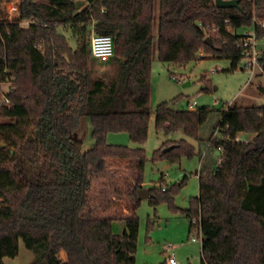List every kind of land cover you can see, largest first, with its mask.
<instances>
[{
    "label": "trees",
    "instance_id": "16d2710c",
    "mask_svg": "<svg viewBox=\"0 0 264 264\" xmlns=\"http://www.w3.org/2000/svg\"><path fill=\"white\" fill-rule=\"evenodd\" d=\"M14 1L15 21L0 8V83L9 84L2 94L9 105H0V264L18 255L19 240L32 264H135L145 152L108 145L106 137L125 133L137 145L146 141L155 50L162 64L182 67L208 55L235 71L243 60L242 32L253 28L264 37L258 28L264 0H240L239 9L216 8V0H158L156 20L155 0L0 4ZM92 33L113 40L103 72L92 69ZM258 64L264 76V52ZM257 93L264 100V86ZM171 104L155 109V130L167 138L152 161L193 156V147L173 135L197 138L212 114L217 121L208 143L219 157L200 168L199 194L188 208L174 206L177 188H164L162 179L147 190L150 206L167 203L188 220L189 234L200 233V264H264V103L219 111H175ZM82 118L90 121L94 143L86 152L72 137ZM240 133L250 140H238ZM111 161L128 164L126 215L101 216L91 204L94 184ZM114 223L123 225L121 234L113 232Z\"/></svg>",
    "mask_w": 264,
    "mask_h": 264
},
{
    "label": "rangeland",
    "instance_id": "374dc122",
    "mask_svg": "<svg viewBox=\"0 0 264 264\" xmlns=\"http://www.w3.org/2000/svg\"><path fill=\"white\" fill-rule=\"evenodd\" d=\"M158 0H155V20L158 13ZM12 2L0 4L4 7L7 19L16 20V13L11 10ZM26 26V23H22ZM210 34H213L211 32ZM69 44L74 48L73 40L66 34ZM92 69L95 72H103L109 69L107 62L92 60ZM248 61L243 59L237 65V69L230 72V62L216 60L204 55L202 60L188 63L185 66L174 64H162L158 60L157 52L152 55L150 70V98L151 111L146 141L142 145L133 143L125 133H110L106 137L108 145L123 146L127 148H141L145 152L146 162L143 173L142 189L150 190L158 187L161 179L164 188L175 186L177 192L173 195V204L180 210L189 206V200L199 194L197 173L203 164H215L219 157L218 150L208 143L211 130L216 121L217 114H212L208 121L199 129L198 137H187L181 133H175L174 139H183L194 149V155L188 157L181 155L178 162L169 163L165 160L153 162L152 155L166 140L161 132H156L154 112L156 107L164 102H171L170 107L175 111L189 110L188 103L195 102L194 108H209L213 111L226 109L227 106H261L263 98L257 93L259 85L264 86V76H261L260 68L255 65L253 74L245 68ZM204 78V81L201 79ZM175 79V80H174ZM200 85L203 90L191 97H185L183 91L187 88ZM8 83H0V105L3 101L2 94L8 90ZM215 113V112H214ZM81 152H86L93 147L91 139V124L89 119L82 118L79 130L72 136ZM216 137V135H215ZM251 135L240 133L238 139L250 140ZM128 164L121 161L108 163L104 178L98 179L91 191V204L101 216L126 215L129 202L125 198L130 174L127 171ZM139 219L137 250L135 264H167L169 255H174L177 264H200V240L197 230L189 234L188 220L180 213L172 212L167 203L161 202L154 209L148 200L140 201L136 210ZM113 232L121 234L123 225L113 224ZM196 238L193 242L192 238ZM171 245L169 252L165 247ZM34 256L27 251L18 241V255L11 259L5 258L4 264H32Z\"/></svg>",
    "mask_w": 264,
    "mask_h": 264
},
{
    "label": "built area",
    "instance_id": "2783aa9c",
    "mask_svg": "<svg viewBox=\"0 0 264 264\" xmlns=\"http://www.w3.org/2000/svg\"><path fill=\"white\" fill-rule=\"evenodd\" d=\"M16 3L17 1L12 2L11 10L16 13ZM258 28L264 29V23L258 24ZM238 47L242 49L243 59H246L248 62L245 65V68L251 70L253 74L254 66L258 64V58L262 52H264V37H259L255 29L245 30L242 32V37L238 41ZM88 51L91 54V57L99 62H106L110 60L114 55V45L113 40L110 36H98L95 34L90 35ZM261 72V69H260ZM175 80V79H174ZM3 105H9V100L3 96ZM196 103H188V109L194 110ZM239 140V139H238ZM197 237L201 238L199 232H197ZM192 241L195 242L196 238H192ZM172 246L167 245L165 251H171ZM167 264H177L174 255H169L167 259Z\"/></svg>",
    "mask_w": 264,
    "mask_h": 264
},
{
    "label": "water",
    "instance_id": "95a60500",
    "mask_svg": "<svg viewBox=\"0 0 264 264\" xmlns=\"http://www.w3.org/2000/svg\"><path fill=\"white\" fill-rule=\"evenodd\" d=\"M239 2H240V0H216L215 1V7L219 8V9H229V8L239 9ZM204 43L207 46L214 48L212 41L209 38H206L204 40ZM203 88H204L203 86L196 85V86L185 89L183 91V94L185 97H191V96H194L197 93H199L201 90H203ZM3 146L4 145L2 144V147ZM173 147L174 146H170V147L163 149L162 153H167V152L171 151L173 149ZM136 196H137L138 201L148 200V199H151L153 197L149 191L144 190V189H139L136 193Z\"/></svg>",
    "mask_w": 264,
    "mask_h": 264
}]
</instances>
